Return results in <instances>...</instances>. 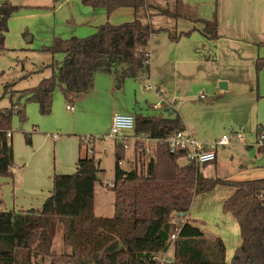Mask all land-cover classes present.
Wrapping results in <instances>:
<instances>
[{
    "label": "rangeland",
    "instance_id": "rangeland-1",
    "mask_svg": "<svg viewBox=\"0 0 264 264\" xmlns=\"http://www.w3.org/2000/svg\"><path fill=\"white\" fill-rule=\"evenodd\" d=\"M6 1L18 9L9 20L5 42L8 50L0 52V110L11 107L12 103L26 107L25 121H21L18 114L12 120L15 152L12 170L16 187H22L23 176H27L24 187H29L30 174L37 173L35 165L38 162L41 171L48 169L50 172L48 187H51V195L53 178L62 174V167L69 161L70 147L77 145L79 148L81 142L85 155L87 148L83 140L88 138L91 153L95 145L94 156L101 168L95 184L97 216L112 217L115 192L111 184L116 167V143H124L125 157L121 166L126 170L134 167L138 171L145 170L148 158L156 152L155 141L144 140V148H150L151 152L143 147L136 150V133L117 139L110 137L113 117L117 114H167L169 110L180 114L185 128L194 131L203 143H212L225 134L242 132V140L218 148L217 161L200 167L202 176L237 181L264 177V154H259L256 134L259 126L264 127V71L256 69V60L264 57V49L247 43L246 40L256 34L249 32L250 37L245 38L246 27L242 21L244 3L256 11H260V4L255 6L252 0H183L185 10L181 18L162 14L151 16L146 8H141L139 19L155 30L149 41L150 77L127 78L119 84L113 75L97 73L93 89L72 103L67 102L57 87L52 111L43 114L39 104L21 98L20 91L36 86L51 75V68L38 72L41 66L64 60L63 53L53 55L43 48L52 45L55 33L65 31L74 13L69 5L59 10V0H0V4ZM153 2L163 8L166 6L164 1ZM80 3L84 4L82 0ZM170 9L174 10V5ZM197 18L216 19L220 37L210 39L203 31L204 24ZM183 31L192 32L179 40L171 38ZM25 73H31L30 77L21 79ZM10 82H15L10 91L12 95L5 94L4 88ZM222 82L227 83L226 89L221 88ZM68 104L75 106L73 111L68 110ZM158 104H161L160 108L155 109L154 105ZM28 135H31V143H28ZM262 140L264 144V138ZM139 142L143 143L142 140ZM179 162L186 164L182 159ZM1 179L0 192L6 191L10 196L14 193L13 180ZM45 186L46 182H43L41 187ZM226 189L218 187L214 192L194 196L189 213L211 234L218 229L224 233L227 242L223 240L228 244L227 261L231 262L235 252L229 249L242 243V236L239 223L235 228L236 221L228 220L227 215L221 213ZM63 250V232L59 230L53 251L60 254ZM37 264H52V258L46 257L44 262ZM161 264H174V248L163 256Z\"/></svg>",
    "mask_w": 264,
    "mask_h": 264
},
{
    "label": "trees",
    "instance_id": "trees-1",
    "mask_svg": "<svg viewBox=\"0 0 264 264\" xmlns=\"http://www.w3.org/2000/svg\"><path fill=\"white\" fill-rule=\"evenodd\" d=\"M158 1H164L165 8L151 0H82L85 5L104 7L108 12L130 7L137 16L121 24L107 22L85 38H55L43 51L63 53L64 60L41 66L38 72L51 68V75L36 86L21 90V98L37 102L41 113L49 114L57 87L72 103L93 89L97 73L111 74L119 84L127 78H149V41L155 30L139 19L138 11L146 8L151 16L181 18L185 10L183 0ZM173 5L175 9L171 10ZM17 9L8 1L0 4V52L8 50L5 42L9 20ZM196 20L204 24L203 31L210 39L220 37L216 19ZM191 32L183 31L171 38L179 40ZM256 69L264 71V57L256 60ZM30 75L25 73L21 79ZM14 85L15 82L7 83L5 94ZM25 108L12 103L0 110V177L14 175V149L8 132L12 131L15 114L21 121L26 120ZM135 118L136 134L144 132L162 141L156 144L155 155L149 158L145 170L140 171L135 167L122 168L124 143H116L114 215L102 217L94 213L95 184L101 168L93 146L92 153L79 157L73 174L54 176L53 191L42 207L0 210V264H37L46 257L52 258V264H161L171 246L174 264H264V177L242 181L204 177L194 163L181 164L180 155L172 153L164 141L185 129L180 114L169 110L167 114L137 113ZM256 134L260 144L264 127L259 126ZM27 140L31 143V135ZM263 145H259V150L264 153ZM142 147L143 143L136 142V150ZM219 185L234 189L223 207L235 216L241 229L242 243L231 262L226 259L223 238L206 234L189 213L194 196ZM59 230L63 232L64 250L57 254L53 245ZM115 243L122 247L111 249Z\"/></svg>",
    "mask_w": 264,
    "mask_h": 264
},
{
    "label": "crops",
    "instance_id": "crops-1",
    "mask_svg": "<svg viewBox=\"0 0 264 264\" xmlns=\"http://www.w3.org/2000/svg\"><path fill=\"white\" fill-rule=\"evenodd\" d=\"M153 1V0H151ZM257 3V4H256ZM59 10L64 9L68 5L70 6V9L73 10V17L71 20L68 22V26L65 29V31H61L59 33H55L53 35L52 41H54L55 38H62V39H69L73 36H86L89 34L94 33L97 30V27L100 25H103L107 22L112 23V24H121L124 22L132 21L136 18L137 12L135 9L130 8V7H123V8H118L112 12H108L104 7H98V8H93L91 6L81 4L80 0H59ZM252 4H255L257 6L260 4L259 10L256 11L254 8L249 6L247 3H244L243 6V13H242V20L244 22V25L246 28H244V35L247 38L248 36L250 37V33L256 34L254 37H252L251 40H246L247 43L259 46L260 48L264 49V45H258L261 42H264V0H252ZM56 7V6H55ZM252 8V9H251ZM250 9L251 12L250 13ZM255 15L257 17L254 18ZM203 20V19H202ZM234 23L237 24V21L234 20ZM254 31V32H253ZM8 35V33H7ZM7 38V37H6ZM245 41V42H246ZM85 95V94H84ZM84 95H82L80 98H82ZM79 98V99H80ZM75 107V106H74ZM137 114V113H136ZM135 115V114H134ZM184 122V121H183ZM185 125V124H184ZM13 138V135H12ZM81 142H80V147L78 148L77 145L71 146L68 153H69V161L65 163V165L62 167V171L60 173L62 174H67L71 173L72 170H76L77 167V162L80 156H84L82 153V147H81ZM86 146V145H84ZM87 148V154L88 152V147ZM14 149V146H13ZM94 151H95V145H94ZM135 151V150H134ZM264 154L263 152H259V154ZM218 154V152H217ZM86 155V154H85ZM218 157V155H217ZM14 159H15V152H14ZM217 161V159H216ZM30 166V163H29ZM68 168H71L68 170ZM35 169H37V173L35 174H30L29 177V187L25 188L24 183L25 180H27V176L22 177V187H16L15 182H14V175L12 178H7L9 181L13 180V192L12 194L7 195L6 191L3 192V194L0 192V210H14V211H19V210H29L32 208H40L45 200L50 196V188L48 187V175L50 172H48V169L45 171H41L39 168V163L37 162L35 165ZM4 179V178H3ZM1 179L0 182L3 180ZM5 180V179H4ZM7 182V181H6ZM43 182H46L45 187H41ZM11 183V182H10ZM10 183L7 184V186H10ZM218 187H224L228 188L226 189V197L224 201L233 193L234 189L229 186H223L219 185L217 186L213 192L218 188ZM1 188V187H0ZM19 190L21 193H19ZM4 199H3V197ZM9 197L12 199L8 200ZM224 204V202H223ZM224 209V208H223ZM221 212L223 215H227L228 220L234 219L236 221V225L239 223L238 220L235 218V216L231 212H227L222 210ZM94 213L97 215L98 213L96 212L95 208V200H94ZM100 213V211H99ZM192 219V218H191ZM240 226V225H239ZM206 234L208 235H221L223 239L226 241V236L224 235L223 232H221L219 229L218 231H213V234L210 232L206 231ZM228 245V244H226ZM241 243H237L231 249H229L232 253H236L238 246H240ZM174 248L171 246L170 250ZM227 252H226V259L228 255V247ZM169 252V251H168Z\"/></svg>",
    "mask_w": 264,
    "mask_h": 264
},
{
    "label": "built area",
    "instance_id": "built-area-1",
    "mask_svg": "<svg viewBox=\"0 0 264 264\" xmlns=\"http://www.w3.org/2000/svg\"><path fill=\"white\" fill-rule=\"evenodd\" d=\"M160 106L161 104L154 105V108L158 109L160 108ZM67 108L68 110L73 111L75 107L73 104H68ZM135 128H136V118L134 114H117L113 117L112 129L109 136L116 139L123 138L130 134H134ZM12 134H13L12 131H9L8 137H11ZM263 138L264 136L262 137V139ZM137 139L138 142L142 140L144 145H145L144 140L155 141L156 144L159 141H162L161 139H152L144 132L138 134ZM242 139H243L242 132H234L231 134H225L221 138L215 140L212 143H203L199 141L194 131L185 128L182 130H178L173 135L164 139V141L168 143L170 151L172 153H176L180 155L181 157L180 159L185 160L186 162H192L195 165L201 167L216 161L217 152H218L217 150L220 146H228L234 140H242ZM88 141L89 139L87 138L83 140V143L88 147V152L90 151L91 153ZM261 144H263V140L259 145ZM125 147L128 148L129 145L126 144ZM143 149L151 152V149L147 148L146 146L145 148L143 147ZM113 185L114 184L112 183L111 186ZM173 239H175V236H173Z\"/></svg>",
    "mask_w": 264,
    "mask_h": 264
},
{
    "label": "water",
    "instance_id": "water-1",
    "mask_svg": "<svg viewBox=\"0 0 264 264\" xmlns=\"http://www.w3.org/2000/svg\"><path fill=\"white\" fill-rule=\"evenodd\" d=\"M220 86H221V88H224V89H226L227 87H228V85H227V83L226 82H222L221 84H220ZM122 247V244L120 243V244H113L112 246H111V249H120Z\"/></svg>",
    "mask_w": 264,
    "mask_h": 264
}]
</instances>
